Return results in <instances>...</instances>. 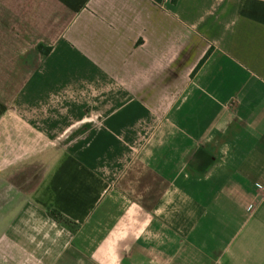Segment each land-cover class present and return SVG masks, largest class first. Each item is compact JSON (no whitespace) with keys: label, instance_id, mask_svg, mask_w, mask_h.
I'll use <instances>...</instances> for the list:
<instances>
[{"label":"crops","instance_id":"1","mask_svg":"<svg viewBox=\"0 0 264 264\" xmlns=\"http://www.w3.org/2000/svg\"><path fill=\"white\" fill-rule=\"evenodd\" d=\"M0 264H264V0H0Z\"/></svg>","mask_w":264,"mask_h":264},{"label":"trees","instance_id":"2","mask_svg":"<svg viewBox=\"0 0 264 264\" xmlns=\"http://www.w3.org/2000/svg\"><path fill=\"white\" fill-rule=\"evenodd\" d=\"M49 215H50L53 219H55V220H57V221H59V222L65 224V225L67 224L66 220H64V219L62 218V216H61L58 212H56L55 210H53V209L49 210Z\"/></svg>","mask_w":264,"mask_h":264}]
</instances>
